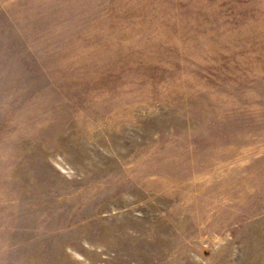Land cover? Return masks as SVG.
<instances>
[{"label": "rangeland", "instance_id": "rangeland-1", "mask_svg": "<svg viewBox=\"0 0 264 264\" xmlns=\"http://www.w3.org/2000/svg\"><path fill=\"white\" fill-rule=\"evenodd\" d=\"M0 264H264V0H0Z\"/></svg>", "mask_w": 264, "mask_h": 264}]
</instances>
